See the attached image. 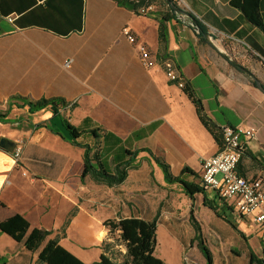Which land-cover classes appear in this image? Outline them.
Segmentation results:
<instances>
[{
    "label": "crops",
    "instance_id": "crops-1",
    "mask_svg": "<svg viewBox=\"0 0 264 264\" xmlns=\"http://www.w3.org/2000/svg\"><path fill=\"white\" fill-rule=\"evenodd\" d=\"M120 1L0 0V114L7 111L0 118V139L22 146L19 163L0 147V221L19 213L30 228L58 235L59 243L86 264L99 259L101 243L108 240L105 219H151L135 210L138 205L157 208L179 186L163 181L150 153L173 175L187 167L198 175L187 179L198 181L201 159L219 149L191 98L167 79L159 62L149 68L140 62L123 28L146 44L154 59L172 57L202 112L217 126L255 129L237 171L264 183V91L254 84L264 88V0L258 1L262 28L231 0H174L182 12L162 0L137 7L136 0ZM17 95L72 102L61 115L82 131L77 141L92 146L95 139L88 131L103 134L108 169L123 149H143L135 158L137 168L113 187L81 179L83 147L71 142L49 107L29 112L27 105H9ZM195 196L207 208L202 194ZM101 208L108 216L98 214ZM231 214L240 230L251 226ZM31 253L0 233L5 260L0 264H36L37 253Z\"/></svg>",
    "mask_w": 264,
    "mask_h": 264
},
{
    "label": "trees",
    "instance_id": "trees-1",
    "mask_svg": "<svg viewBox=\"0 0 264 264\" xmlns=\"http://www.w3.org/2000/svg\"><path fill=\"white\" fill-rule=\"evenodd\" d=\"M118 1L122 3L120 0ZM150 1L152 0H136L135 7ZM258 1L259 0H231V3L239 8L252 24L262 28V22L258 11ZM162 2L165 4H170L169 2L175 3L174 0H162ZM198 26L199 34H204V27L201 24H198ZM159 38L164 41L161 29ZM255 83H257L256 80H254V84ZM182 89L194 103L200 121L209 130L216 143L219 145V148H221L223 144L221 128L202 112L200 100L196 98L193 91L189 89L186 84ZM8 103L9 105H27L29 112L49 107L54 115L59 116L62 125L67 129L72 138L71 142L84 149L83 169L80 174L81 179L88 176L95 183L113 187L121 184L125 180L128 170L135 169L138 166V163H135V158L138 152L143 149L134 151L123 149L121 153L114 157L112 168L108 169L103 161V134L97 133L95 129L89 130L88 132L95 139L93 145L79 143L77 138L82 134V131L77 130L60 113V109L64 108L68 103L62 98L32 100L17 95L10 97ZM6 112L5 114H0V118H4L7 114ZM150 155L160 167L165 183L179 185L184 195L191 202H193L196 194H202V205L215 212V214H217L216 209L218 208H221L224 213H227V211L233 213L232 209L225 205V203L208 198L205 194L206 190L201 186L200 180L195 181L193 179H187L185 175H191L193 178L198 177V175L189 168L184 167L178 175H173L169 165L165 161L151 153ZM191 219L195 232L194 239L197 241V246L205 259V264H213L212 253L205 245L200 226L193 218L192 214ZM225 220L240 236H243V232L236 228V225L227 215L225 216ZM157 224V214L151 219L128 216L107 218L103 221V225L107 229L108 234L116 232L118 240L125 248L124 264H165V262L154 253L157 244ZM0 233H5L16 242L21 243L26 250L32 253L36 252V264H86L59 243L58 235L51 237L52 232L50 230L37 227L30 228L27 219L19 213L10 215L0 221ZM100 247L102 253L100 254L99 261L93 264H119L107 255L111 248L110 240H104ZM0 261L4 262L5 260L0 257ZM248 264H264V248L261 256L254 255L250 252Z\"/></svg>",
    "mask_w": 264,
    "mask_h": 264
},
{
    "label": "rangeland",
    "instance_id": "rangeland-1",
    "mask_svg": "<svg viewBox=\"0 0 264 264\" xmlns=\"http://www.w3.org/2000/svg\"><path fill=\"white\" fill-rule=\"evenodd\" d=\"M158 175H161L160 170L157 172ZM161 178L163 179V176ZM178 187L171 190V197H162V202L157 208L155 206L148 208L139 204L135 209L148 218L157 214V244L154 253L165 264H205V259L194 239L195 232L191 214L200 226L205 245L212 253L213 264H248L250 252L257 256L262 255L263 246L260 245L258 238L251 231L253 224H250L252 227L245 225L240 230L234 215L232 216L229 211L224 213L221 208H218L216 209L217 216L215 212L200 206L198 197L195 196L193 202L185 198L180 194L181 191ZM144 192L146 191L141 189L140 193L143 194ZM98 214L108 216L103 208L98 211ZM225 214L236 225V228L243 232V236H240L225 220ZM214 217L216 218L214 219ZM107 237L111 243L107 255L113 261L124 264L125 248L118 240L117 233L113 232ZM31 254L29 256L30 261H32ZM98 261L99 259L93 263Z\"/></svg>",
    "mask_w": 264,
    "mask_h": 264
},
{
    "label": "built area",
    "instance_id": "built-area-1",
    "mask_svg": "<svg viewBox=\"0 0 264 264\" xmlns=\"http://www.w3.org/2000/svg\"><path fill=\"white\" fill-rule=\"evenodd\" d=\"M148 8L142 9L145 14ZM122 32L128 41L135 45L140 62L145 67H152L160 63L167 79L176 86L183 88L185 79L179 72L172 57L162 54L156 60L148 49L147 45L138 41L130 34L127 28ZM70 61L65 62L69 66ZM68 102V101H67ZM72 102H68L60 113L70 109ZM221 130H225L228 139V146L219 148L216 153L201 159V186L209 191L211 199H216L231 207L232 211L244 217L245 220L253 224L258 231V237L264 245V183L261 177L248 178L240 175L237 171V163L244 153L248 142L254 138L255 129L253 127L242 128L231 125H222ZM21 143H17L12 151L15 163L21 160ZM22 174L25 175V172Z\"/></svg>",
    "mask_w": 264,
    "mask_h": 264
},
{
    "label": "water",
    "instance_id": "water-1",
    "mask_svg": "<svg viewBox=\"0 0 264 264\" xmlns=\"http://www.w3.org/2000/svg\"><path fill=\"white\" fill-rule=\"evenodd\" d=\"M167 1H169V0H167ZM169 3H170V5H171V7H172L173 9H176L177 11L182 12L181 9H179V8H178L177 6H175L173 3H171V2H169ZM187 15H189V14H187ZM189 17H190L192 23H193V24L195 25V27L198 29L199 26H198V24H197V22H196V19L193 18V17L190 16V15H189ZM256 84H257V86H258L260 89H262V90L264 91V88L262 87V85H261L260 83L257 82ZM15 146H16V143H15L14 141L8 140V139H6V138H1V139H0V147L3 148L4 150L8 151V152H12L13 149L15 148Z\"/></svg>",
    "mask_w": 264,
    "mask_h": 264
},
{
    "label": "bare ground",
    "instance_id": "bare-ground-1",
    "mask_svg": "<svg viewBox=\"0 0 264 264\" xmlns=\"http://www.w3.org/2000/svg\"><path fill=\"white\" fill-rule=\"evenodd\" d=\"M222 132V136H223V147H227L228 146V139H227V135L225 133V130H221Z\"/></svg>",
    "mask_w": 264,
    "mask_h": 264
}]
</instances>
